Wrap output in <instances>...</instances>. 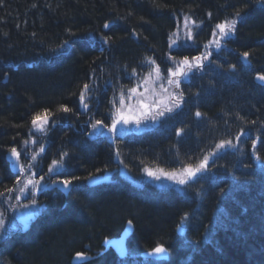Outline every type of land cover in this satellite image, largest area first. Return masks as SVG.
Here are the masks:
<instances>
[{"label":"trees","instance_id":"trees-1","mask_svg":"<svg viewBox=\"0 0 264 264\" xmlns=\"http://www.w3.org/2000/svg\"><path fill=\"white\" fill-rule=\"evenodd\" d=\"M182 14L193 20L191 45L170 49ZM226 20L235 28L210 45ZM169 55L195 63L174 90L180 106L110 143L103 129L112 100L148 60L164 72ZM256 73L264 75V0H0V199L21 177L11 149L31 156V136L45 151L34 162L21 155L25 170L45 171L56 157L72 180L66 196L37 197L43 207L27 228L2 230L0 264H74L77 252L95 255L79 264H264V86H252ZM38 113L50 115L35 136ZM222 141L235 147L216 154ZM205 156L206 173L184 192L143 178L145 169L196 166ZM108 169L112 182L86 186ZM127 221L133 231L120 258L103 241ZM157 246L165 256L148 257Z\"/></svg>","mask_w":264,"mask_h":264},{"label":"rangeland","instance_id":"rangeland-1","mask_svg":"<svg viewBox=\"0 0 264 264\" xmlns=\"http://www.w3.org/2000/svg\"><path fill=\"white\" fill-rule=\"evenodd\" d=\"M192 24H193V20L189 16L183 15V14L180 15L179 19L177 20L176 28L174 29L173 33H171L170 35V45H169L170 49L181 46L184 43L185 45L186 44L191 45L190 42H192V40L191 41L189 40H190L191 33H192ZM213 32L215 33V35H212V39L209 43L210 45H216L218 42H220L226 37V36L221 37L219 33V29H217L216 27ZM167 59H168L169 67L166 68L164 72H162L159 69V67H157L154 63L148 60L146 62L147 68L145 69L146 70L145 73L143 72V74L140 76L134 75V79H135L134 85L131 88L126 89L123 92H120L117 94L116 99L112 100L114 101V104H113V107H112L113 109L111 113V124H112V121L117 118L118 112H122L125 115H133V116L139 117L141 114V111H145L144 109H141V106H140L141 103L152 105L153 101L160 100L165 97L168 98L167 102L169 106H171L172 104L176 102V100L172 99V97H175L178 99V94L174 92V90L178 88L175 86V83L169 84L168 81L169 79H172L173 81L179 80L180 85H181V82H184V79L186 76H170L169 70H171L172 72H177V71L186 72L187 76H189L193 72V71L192 72H189V71H191L190 69L193 68L195 63L193 64V61L191 62L189 60V63L192 65V67L189 69L187 66H184L181 64L183 60H176L170 55L167 57ZM157 68L159 69V76H160L159 79L157 78V73H156ZM132 88L136 89L135 93L130 92V89ZM83 91H85V99H84V103H85V100L89 98L90 96L88 93L89 89L83 90ZM121 97H123V100H124L123 105H121L120 103ZM80 105H81V109H84V110L87 109L81 103ZM157 110L158 109L156 108V106L152 105V112L147 117H141L140 124L149 125V123L151 122L155 123L159 116L156 119H152V116L155 115ZM132 123H135V121L131 120L129 121L128 124H124L123 122H121L120 124L117 125V127L129 126ZM224 127L225 125L222 128ZM37 129L39 128H36V130ZM216 146L214 148V152L216 154L221 151L232 148V147L225 145L223 148L217 149ZM41 150L42 148H39L38 146H36L35 152H32L31 156L27 152H21V153L18 152V153L20 154V156L21 155L25 156V158H27L29 162H32V161L34 162L38 158V156H40ZM33 155L36 156L35 160L32 159ZM20 156H19V160L21 159ZM11 158L13 160V165L19 167L20 164L17 165L15 162L16 157H13L11 155ZM209 160L210 158L208 157L207 163ZM196 166H192V167H196ZM185 168L186 167H182V168L169 167V168H164V169H159V168L148 169V171H151L152 173H154V175L150 176L148 175V172L145 171L143 174V178L144 179L148 178L149 180H152L159 187L176 186V188L178 187L180 190L184 192L189 182L195 183L199 177L203 176L206 173L205 171L207 170V166H206L205 171L197 173V175L194 176L191 180H186L184 184H180L178 182V179L180 178V175ZM165 173H175L176 178L171 179L167 175H165ZM27 180H32V179L28 178L27 176L20 177L17 183L14 184L13 191L9 192L8 195L0 199V221L3 222L2 224H0V231H1L0 236L3 234L4 229L11 230V228L26 227L32 221V219L38 214V211L41 210L42 205L38 203L37 201L38 196L34 194V190H36L40 186L41 182L39 181V179L37 180L33 179V181H39V183L35 184V186H33V184H28V186L24 188V185L27 182ZM20 188H24V191L21 192ZM14 195L16 196L13 197ZM22 197H25L26 200H24V202L22 203H18V199H21ZM14 199L17 200L16 207H14L15 205ZM33 201H35V203H33ZM182 231L183 230H180V232ZM87 248L89 249V246L86 244L85 249L88 250ZM146 255H149L148 257H153L158 254L152 252L151 255L150 253Z\"/></svg>","mask_w":264,"mask_h":264},{"label":"snow or ice","instance_id":"snow-or-ice-1","mask_svg":"<svg viewBox=\"0 0 264 264\" xmlns=\"http://www.w3.org/2000/svg\"><path fill=\"white\" fill-rule=\"evenodd\" d=\"M235 15L239 16L240 13L237 12ZM235 25H236V21L235 20H226L224 23L217 24L216 28L219 29V33H220L221 37H225V36L229 35L233 31V29L235 28ZM104 27L107 28V27H109V25L106 23L104 25ZM214 35H215V33H214ZM217 47H219V43H217ZM242 55L246 59L249 56V53L248 52H244ZM193 59L197 61L196 67H199L200 66L199 61H200L201 58L200 57H194ZM181 64L184 65V66H187L189 69L192 67V65L189 63L187 57L184 58V60L181 62ZM156 73H157V78L159 79L160 76H159V69L158 68L156 69ZM169 75L170 76H187V73L186 72H182V71L172 72L171 70H169ZM258 79L261 80V81H264V75H259ZM168 83L169 84L175 83V86L177 88H179V86H180V81L179 80L173 81L172 79H169ZM88 88H89V85L85 84L84 85V90H88ZM130 92L135 93L136 89L132 88V89H130ZM181 98H182V94H181ZM84 99H85V91H81V94H80L81 104L85 108H87L88 105L86 103H84ZM172 99H175L176 103L172 104L171 106H169V104L167 102V100H168L167 97H165L163 99H160V100L153 101L152 105H155L158 110L155 113V115L152 116V119H156L158 116H164L165 112H172L173 108H177V107L180 106L179 99H177L175 97H172ZM120 103H121V105H123V103H124L123 97H121ZM152 105L141 103V105H140L141 109H144L145 111H141V114H140L139 117L133 116V115H125L122 112H118V116H117L116 119H114L112 121V125L109 128V131H112V132L116 131L117 125L120 124L121 122H123L124 124H128L129 121L134 120L135 123L137 125H139L140 122H141V117H147L152 112ZM62 110L64 112L70 111V109L68 107H66V106H62ZM47 115H50V114H46V115L42 116L41 114L38 113L35 116H33V118H32L33 127L43 130V125L47 123ZM196 116L197 117L201 116V113L197 112ZM97 126H101L102 127L103 126V122L101 120H97L95 125H93V127L95 128ZM243 131L244 130L241 129V132H243ZM179 134L180 133L178 131L177 135H179ZM237 139H239V137H237ZM225 145H227L229 147H235V145H233L231 143V141H222L220 144H217L216 147H217V149H220V148H223ZM255 146H256V142L253 141V147L255 148ZM11 155L13 157H16V161L15 162H16L17 165H19L20 164V160H19L20 154L17 152L16 148H12L11 149ZM32 159L35 160L36 156L33 155ZM257 159H259V157H257ZM207 160H208V157L205 156L204 160L201 163H199L196 167H192L191 165L187 166L183 170V172L181 173L180 178L178 179V182L180 184H184L186 182V180H191L194 176L197 175V173L205 171L206 170V166H207ZM57 163L58 162L56 160L52 161V165L49 166V172L54 171V166H56ZM19 171L21 173H23L25 171V168H24L23 165L20 166ZM145 171L148 172V175H150V176L154 175V173H152L151 171H148L147 169H145ZM165 175H167L171 179H175L176 178V174L175 173H165ZM41 179H43V177H41ZM73 179H78V178L73 177ZM18 180H19V177H18ZM38 183H39V181L27 180V182L24 185V188H26L28 186V184H33V186H35V184H38ZM62 183L64 184L65 187H67V186H69L72 183V180H67L66 179V180H63ZM24 188H20V191L23 192ZM7 191L11 192L12 189H7ZM0 195H3V193H0ZM33 203H35V201H33ZM2 223L3 222L0 221V224H2ZM129 223H131V221H129ZM165 251H166V249L164 247H162V246H157V247H155L153 249V252L157 253V254L164 253ZM76 255H77V257H81L82 253H77ZM150 255H151V253H150Z\"/></svg>","mask_w":264,"mask_h":264},{"label":"bare ground","instance_id":"bare-ground-1","mask_svg":"<svg viewBox=\"0 0 264 264\" xmlns=\"http://www.w3.org/2000/svg\"><path fill=\"white\" fill-rule=\"evenodd\" d=\"M203 56L204 55H202V56H200V58L202 59L203 58ZM259 75H263V74H260V73H256L255 75H254V83H253V87L254 88H256L257 89V86L256 85H258V86H264V83H260V82H258L257 80H256V77H258ZM249 87V86H248ZM245 90V89H244ZM243 90V91H244ZM237 98H238V100L239 99H241V100H243V101H245V98L244 97H242L241 95H237L236 96ZM176 103V102H175ZM174 103V104H175ZM34 131V130H33ZM33 131H32V133H33ZM118 135H120V136H118ZM122 135H124L123 133H121V132H118V134L116 135V137H121ZM31 138H32V136H31ZM111 138H112V140H114V134H112V136H111ZM108 140V139H107ZM43 151H45V148H43ZM10 159L12 160V158H11V154H10ZM53 160H56V157H52L51 159H50V161H49V165H48V167L45 169V171L42 169V167L41 166H35V168H33L32 170H30V171H24L23 173H21L20 171H19V168H20V166L21 165H23V166H25L24 165V161H26L25 159H23V160H21L20 159V165H19V167H17V166H15V165H13V160L11 161V167H12V169L15 171V172H17L21 177H23V176H27L28 178H30V179H39V181L40 182H42V183H44L46 186H45V188H48V190H45V191H42L40 194H42V193H45V192H47V193H49V192H61L62 194H64L62 191H63V188H61L60 186H58V184H63L62 183V181L63 180H68V178H66V176H67V173H66V171L64 170L63 171V169H61L62 167V164H60L59 163V161H57L58 163H57V165L56 166H54V171H52V172H49V166L50 165H52V161ZM28 165H29V163H27ZM119 167H121V166H119ZM25 168V167H24ZM107 174H111V169H108V170H105V171H103V172H101V173H95V174H91V175H89V176H87L86 178H85V180H84V182H85V184H86V186H88V187H91V185H89V181L91 180V179H93V178H97V177H105ZM114 175L115 174H112L111 175V178L112 179H114ZM41 177H43V179H41ZM109 178H110V175H109ZM17 183V182H16ZM108 182H104L103 184H107ZM14 186V185H13ZM163 188H165V187H163ZM13 189V188H12ZM69 189H71V184L69 185ZM13 191V190H12ZM70 191V190H69ZM179 191V190H178ZM69 193V192H68ZM40 194L39 195H36V196H40ZM65 196L67 195V194H64ZM18 196V195H17ZM19 197H20V195H19ZM15 201H14V207H16V205H17V200L16 199H14ZM24 200H26V198L25 197H22L21 199H18V203H22V202H24ZM29 200V199H28ZM30 201V200H29ZM29 201H27V202H29ZM11 204V203H10Z\"/></svg>","mask_w":264,"mask_h":264},{"label":"water","instance_id":"water-1","mask_svg":"<svg viewBox=\"0 0 264 264\" xmlns=\"http://www.w3.org/2000/svg\"><path fill=\"white\" fill-rule=\"evenodd\" d=\"M256 80L260 83H264V81H261L258 79V77H256ZM109 175L111 176V174H107L105 177H97V178H93L91 179L88 183L91 186H96L98 184H102L104 182H108L110 180ZM58 186H60L61 188H63V193L67 194L69 192V186L65 187L64 184H58ZM132 232V224L127 222L125 229L123 230V232L121 233V235L119 237H115V238H110V239H106L103 241V244L105 246H111L118 254L119 256H124L126 253V239L128 238V236L131 234ZM88 249V248H87ZM92 256L88 255L86 253H82L81 257H77V255H73L71 262L78 264L84 261H87L89 259H91Z\"/></svg>","mask_w":264,"mask_h":264}]
</instances>
